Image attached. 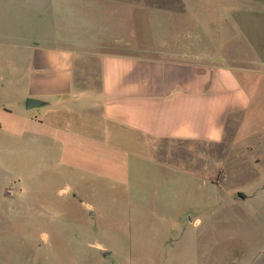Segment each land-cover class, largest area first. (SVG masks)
Listing matches in <instances>:
<instances>
[{"label":"rangeland","instance_id":"1","mask_svg":"<svg viewBox=\"0 0 264 264\" xmlns=\"http://www.w3.org/2000/svg\"><path fill=\"white\" fill-rule=\"evenodd\" d=\"M136 1L138 11L128 8ZM187 1L203 23L207 3L215 17L226 10L219 3L234 4L243 31L264 39V0ZM169 2L182 0H0V28L14 34L25 26L29 43L49 18L63 45L86 52L91 36L115 32V20L146 37L169 17L144 11ZM185 28L187 46L205 49ZM241 44L235 59L247 53ZM17 59L0 57L6 83ZM23 91L0 88V264H264V137L153 142L184 146L187 167L170 169L175 154L150 153L135 136L115 132L106 141L95 119L79 129L51 119L44 105L26 109Z\"/></svg>","mask_w":264,"mask_h":264},{"label":"crops","instance_id":"2","mask_svg":"<svg viewBox=\"0 0 264 264\" xmlns=\"http://www.w3.org/2000/svg\"><path fill=\"white\" fill-rule=\"evenodd\" d=\"M187 2L145 10L169 18L140 40L134 26L114 19L115 32L91 36L86 52L63 45L49 18H43L40 33L29 43L25 26L14 34L0 28V57L18 55L13 80L0 78V88L9 92L20 85L23 101L39 100L51 119L64 117L79 129H90L95 119L106 141L115 132V138L135 136L150 153L175 154L174 167L167 161L170 169L186 164L184 146L153 142L219 144L226 135L264 137V39L243 31L244 15L235 17L234 4L219 3L226 10L215 17V5L207 3L205 24L202 13L192 12L196 6ZM127 6L139 10L137 1ZM187 22L207 43L205 49L187 46ZM236 42L247 51L242 60L235 59ZM214 56L222 60H187ZM9 70L4 72L12 74Z\"/></svg>","mask_w":264,"mask_h":264},{"label":"water","instance_id":"3","mask_svg":"<svg viewBox=\"0 0 264 264\" xmlns=\"http://www.w3.org/2000/svg\"><path fill=\"white\" fill-rule=\"evenodd\" d=\"M41 105H42V102L41 101L36 100V99H32V98H26L25 101H24V107L26 109H30V108H34V107H39ZM237 195L241 197L240 193H238ZM107 253H108V251H102L101 252V255L102 256H105Z\"/></svg>","mask_w":264,"mask_h":264}]
</instances>
